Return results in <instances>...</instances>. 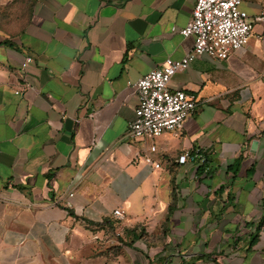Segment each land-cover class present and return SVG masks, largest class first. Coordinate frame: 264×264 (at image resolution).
Returning a JSON list of instances; mask_svg holds the SVG:
<instances>
[{
    "label": "crops",
    "instance_id": "crops-1",
    "mask_svg": "<svg viewBox=\"0 0 264 264\" xmlns=\"http://www.w3.org/2000/svg\"><path fill=\"white\" fill-rule=\"evenodd\" d=\"M195 1L0 0V264H264V0L243 51L171 79L198 99L182 132L125 138Z\"/></svg>",
    "mask_w": 264,
    "mask_h": 264
},
{
    "label": "built area",
    "instance_id": "built-area-1",
    "mask_svg": "<svg viewBox=\"0 0 264 264\" xmlns=\"http://www.w3.org/2000/svg\"><path fill=\"white\" fill-rule=\"evenodd\" d=\"M241 4L242 0H196L186 26L171 28L183 38L192 37L193 47L182 59H166L158 68L132 84L137 106L133 119L127 124L125 138L152 140L164 133L182 132L185 122L197 109L198 99L181 90H170L168 85L175 74L186 70L200 56L224 61L232 53L245 49L253 26ZM254 22L264 25V15L255 17ZM31 62L32 58L26 57L21 68H26ZM155 152L156 148L151 144L141 159L146 166L160 170L161 165L153 158ZM190 155L184 153L178 162L186 163ZM113 217L121 221L123 212L116 209Z\"/></svg>",
    "mask_w": 264,
    "mask_h": 264
},
{
    "label": "trees",
    "instance_id": "trees-1",
    "mask_svg": "<svg viewBox=\"0 0 264 264\" xmlns=\"http://www.w3.org/2000/svg\"><path fill=\"white\" fill-rule=\"evenodd\" d=\"M106 1H107V0H106ZM123 1H126V0H122V1H118V2H123ZM108 2H111V1H108ZM241 161H242V157L239 156V157L234 161L233 165L230 166V169H232V170L235 171L234 173H236V172L238 171V169H239V167H240V164H241Z\"/></svg>",
    "mask_w": 264,
    "mask_h": 264
},
{
    "label": "rangeland",
    "instance_id": "rangeland-1",
    "mask_svg": "<svg viewBox=\"0 0 264 264\" xmlns=\"http://www.w3.org/2000/svg\"><path fill=\"white\" fill-rule=\"evenodd\" d=\"M107 1L118 2V1H122V0H107Z\"/></svg>",
    "mask_w": 264,
    "mask_h": 264
}]
</instances>
